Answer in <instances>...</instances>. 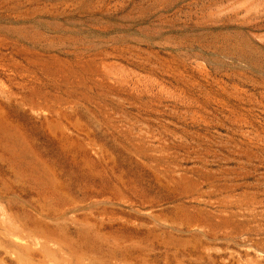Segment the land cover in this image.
Wrapping results in <instances>:
<instances>
[{
  "label": "rangeland",
  "instance_id": "rangeland-1",
  "mask_svg": "<svg viewBox=\"0 0 264 264\" xmlns=\"http://www.w3.org/2000/svg\"><path fill=\"white\" fill-rule=\"evenodd\" d=\"M0 264H264V0H0Z\"/></svg>",
  "mask_w": 264,
  "mask_h": 264
},
{
  "label": "bare ground",
  "instance_id": "bare-ground-1",
  "mask_svg": "<svg viewBox=\"0 0 264 264\" xmlns=\"http://www.w3.org/2000/svg\"><path fill=\"white\" fill-rule=\"evenodd\" d=\"M5 130H6V127L4 126V125H0V137H1V135H3V133L5 132ZM1 141L2 140H0V143H1Z\"/></svg>",
  "mask_w": 264,
  "mask_h": 264
}]
</instances>
